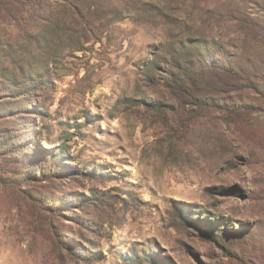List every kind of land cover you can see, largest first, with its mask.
I'll return each mask as SVG.
<instances>
[{
  "label": "rangeland",
  "instance_id": "rangeland-1",
  "mask_svg": "<svg viewBox=\"0 0 264 264\" xmlns=\"http://www.w3.org/2000/svg\"><path fill=\"white\" fill-rule=\"evenodd\" d=\"M240 11L264 27V0H0V264H264V46ZM184 47L193 73L236 62L210 79L251 104L171 86Z\"/></svg>",
  "mask_w": 264,
  "mask_h": 264
},
{
  "label": "trees",
  "instance_id": "trees-1",
  "mask_svg": "<svg viewBox=\"0 0 264 264\" xmlns=\"http://www.w3.org/2000/svg\"><path fill=\"white\" fill-rule=\"evenodd\" d=\"M234 18L240 22V26L242 27L243 33L246 37V39H252L257 41L258 44H262L264 46V27H261L257 20H255L254 17H252L250 14H245L243 11L236 12L234 15ZM187 48H181L179 53H176L173 57V68L175 71H171L174 78H171L169 80V84L171 86L176 84V86L181 85V87H185L186 89H193L196 94L191 95L190 97L194 100V104L203 105L206 103L219 105L223 111L231 112L235 108H239L240 105H250L251 102L248 100V94L246 95L243 92L242 87H232L233 91L235 92L234 97H228L227 95H224V93L227 92L226 89H224V85L226 84L224 80L221 82H216L213 79H210V75H216L221 74L223 76L232 77L237 73L238 64L232 63V64H226V62H212L211 64L207 65L202 68V70H198L195 73H193V70H189L188 67L184 64L182 61L183 59V51ZM244 75H246L248 72L244 71ZM165 78H168L167 76ZM180 82V83H179ZM249 88H252L253 90L258 91L257 85H249ZM231 89V88H230ZM184 92V96H185ZM221 95L218 99H213V95ZM206 95V97H204ZM204 100V103H203ZM207 103V104H208ZM230 118H225L226 121H228ZM66 150L64 147L62 150H60V154H62ZM58 162H60V159H57ZM134 260V259H132Z\"/></svg>",
  "mask_w": 264,
  "mask_h": 264
}]
</instances>
